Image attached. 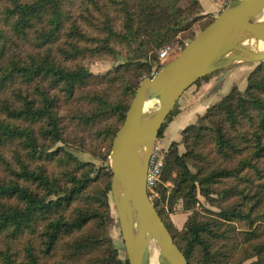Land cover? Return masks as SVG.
<instances>
[{
	"label": "trees",
	"instance_id": "trees-1",
	"mask_svg": "<svg viewBox=\"0 0 264 264\" xmlns=\"http://www.w3.org/2000/svg\"><path fill=\"white\" fill-rule=\"evenodd\" d=\"M199 10L197 0H0V264H128L105 235L113 218L109 167L48 147L64 140L65 110L90 129L106 120L96 133L106 158L158 50ZM98 13L104 20L95 25ZM93 51L125 61L94 75L76 61ZM181 133L184 150L171 142L163 159L162 181L172 185L158 183L152 201L174 243L188 264H264V60L247 74L243 95L232 87ZM42 159L64 167L50 170ZM198 194L217 210L193 209ZM178 198L193 209L181 229L160 205Z\"/></svg>",
	"mask_w": 264,
	"mask_h": 264
},
{
	"label": "water",
	"instance_id": "water-1",
	"mask_svg": "<svg viewBox=\"0 0 264 264\" xmlns=\"http://www.w3.org/2000/svg\"><path fill=\"white\" fill-rule=\"evenodd\" d=\"M263 10L264 0H229L174 58L136 86L108 155L110 193L128 264H148L150 242L158 247L160 264H188L150 198L148 160L162 123L188 87L233 63L264 60L257 44H264Z\"/></svg>",
	"mask_w": 264,
	"mask_h": 264
},
{
	"label": "rangeland",
	"instance_id": "rangeland-1",
	"mask_svg": "<svg viewBox=\"0 0 264 264\" xmlns=\"http://www.w3.org/2000/svg\"><path fill=\"white\" fill-rule=\"evenodd\" d=\"M197 1L200 5V10L196 15H199V18L193 20V22H191V24L186 30L179 32L177 36L175 37V40L164 45L158 50V53H159L160 50L166 46H169L170 48L169 55L167 56L168 59L166 58V60L163 61L162 63L157 53V60H154L153 62L154 65L151 67V74H154L156 69L159 67L160 63L163 65V63L174 58L177 55V53L182 49V43L186 44L191 39L192 35H195L197 32L200 31L202 24L208 21L210 18L215 17L229 0H197ZM111 12L112 11H108L110 15H111ZM263 13H264V10L259 14V17H261ZM95 17L96 19L91 20L95 25L99 24V20L100 22L104 20V16L99 13L96 14ZM112 19L116 25L115 18H112ZM82 27H83V30L88 35H94V36L102 35L101 30H96L91 25L82 24ZM56 45H61V41H57L54 45L51 46L52 51H55ZM114 48L117 49L120 53H122V47L120 45L114 44ZM135 60L138 62L140 58H136ZM76 61L78 63L83 64L85 66L86 71L94 75H101V74H106V73H114L113 69L118 64L124 63L125 59L122 58V55L120 54L115 56V55H112L111 53H106L102 51H93V52H87L84 56H80L78 59H76ZM259 62L260 61L236 62V63L229 65V66L235 67L233 68V70L241 68L242 69L241 71L247 72L246 75H240V74L237 75L239 73L237 72L236 74L231 76V78H225L221 80V77L223 74H220V73H222L223 70H216L210 73L209 77L211 75H221V76H219L215 80L212 86H204V88L200 87L202 83H205L209 79V77L207 80L202 81L199 84H195V83L192 84L184 93L185 95L184 97H189L190 99H192V101H194V100H198L201 94L202 98L200 100L203 101L204 104H206V108L204 111L198 113L196 115V118L194 117V119L190 123L195 122L198 116L202 115L210 105L216 102H219L222 96L228 93L232 87H236L237 90H239L240 93L243 95L245 91V86H246V76L251 70H253L258 65ZM117 85H120V84L117 83ZM100 86L104 87L105 85L100 84ZM113 91L118 92V89L113 88ZM182 104L183 103L181 102L179 103V105L174 107V113L172 117L165 122L161 136L157 137L155 153L157 157L158 156L162 157V161L171 143V142H168V139L164 135V131L166 130L165 125H167V123L174 116L177 115V112L180 110V107ZM105 122L106 120L95 124V127L93 129H90L88 126L82 123L75 125L73 124L71 120H69L68 114L64 110V117L62 116V121H61L62 138L64 139L63 142L59 141V142H56L55 144L50 145L49 147L48 145H45V147H48L49 151L53 149L55 150L60 149V152H59L60 154L67 153L73 158H75L79 163L90 162L94 165L95 168H99L102 166H108L109 152L107 154V157L104 158L105 151H106L105 140H102V138L100 136H97L96 134V133H99L98 129L102 127V124ZM108 122L109 120H107V123ZM188 124H186L185 126H187ZM185 126H183V128ZM182 129L180 130V133H178L177 140L172 141V142H176L178 150L180 152L184 150L183 137L181 133ZM47 143L49 142H46L45 144ZM37 162L45 164L50 170L56 169L58 171L60 168L64 167V166H59L58 162L56 161H47V160L42 159V160H38ZM160 182L166 186L172 185L171 180L170 181L167 180L165 182L162 181V172H161V176H160L158 183ZM156 185H154V187L150 190V198L152 201H154L158 197V193L155 190ZM108 201L110 205L111 216L113 218H112L111 223L105 229V235L112 239V241L115 244V247L117 248L118 257L123 259L125 258V250H124L123 242L121 240L120 229H119L111 193L108 196ZM160 205H162V207L164 208V212H167L172 225L177 229H181L183 227V224L187 216L190 213H192L193 209H198L203 214L206 213L204 211V207L207 208V210H209V212L207 213H211L210 211L217 210L216 207L209 205V203L204 200L203 196L199 194H198V202L195 203L194 208L190 210L183 209L180 198L174 200L170 206H169L167 199L164 202H161ZM241 229L242 228L238 226V230H241ZM157 254H158V248H157ZM253 260H255V258L248 259L242 262L241 264H248L249 262Z\"/></svg>",
	"mask_w": 264,
	"mask_h": 264
},
{
	"label": "crops",
	"instance_id": "crops-1",
	"mask_svg": "<svg viewBox=\"0 0 264 264\" xmlns=\"http://www.w3.org/2000/svg\"><path fill=\"white\" fill-rule=\"evenodd\" d=\"M233 68L235 67L228 66L225 68L218 69V70H223L222 73H220L223 74L221 80L225 78H231V76H233L237 72H239L237 75L239 74L246 75L247 73L245 71H241L242 70L241 68L235 70H233ZM219 76L221 75H211L209 79L205 83H202L200 87L204 88V86H212V84ZM186 90L181 95L183 97L180 96L175 104V106H177L179 105V103L181 102L183 103L180 107V110L177 112V115L174 116L167 123V125H165L166 130L164 131V135L168 139V142L177 140L178 133H180V130L183 128V126L190 123L194 119V117L196 118V115L198 113L204 111L206 108V104H204V102L200 100L202 98L201 94L198 100L192 101V99H190L189 97H184L185 96L184 93L186 92Z\"/></svg>",
	"mask_w": 264,
	"mask_h": 264
},
{
	"label": "built area",
	"instance_id": "built-area-1",
	"mask_svg": "<svg viewBox=\"0 0 264 264\" xmlns=\"http://www.w3.org/2000/svg\"><path fill=\"white\" fill-rule=\"evenodd\" d=\"M169 52H170L169 46H166L160 50V52L158 53V57L161 60V63L166 60L167 56L169 55ZM161 63L160 65H162ZM160 67H158L156 71ZM155 149H156V142L154 145V149L149 157L147 170H146V186L148 191H150L154 187V185H156L159 182L162 166H163L162 157L159 156L157 157L155 153Z\"/></svg>",
	"mask_w": 264,
	"mask_h": 264
},
{
	"label": "bare ground",
	"instance_id": "bare-ground-1",
	"mask_svg": "<svg viewBox=\"0 0 264 264\" xmlns=\"http://www.w3.org/2000/svg\"><path fill=\"white\" fill-rule=\"evenodd\" d=\"M262 18H264V13H263V15H262ZM258 44V47L261 49H264V44L263 43H257ZM146 107H150L151 106V104H150V102H147L146 103V105H145ZM157 245L154 243V242H150L149 243V255H148V257H149V263L148 264H160V261H159V259H158V254H157Z\"/></svg>",
	"mask_w": 264,
	"mask_h": 264
}]
</instances>
